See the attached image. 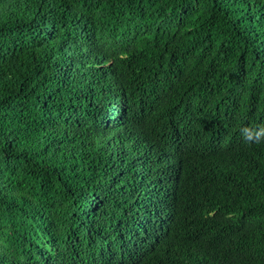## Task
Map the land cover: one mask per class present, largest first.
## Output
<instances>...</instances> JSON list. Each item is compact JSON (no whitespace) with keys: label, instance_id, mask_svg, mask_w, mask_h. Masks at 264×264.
Returning <instances> with one entry per match:
<instances>
[{"label":"trees","instance_id":"1","mask_svg":"<svg viewBox=\"0 0 264 264\" xmlns=\"http://www.w3.org/2000/svg\"><path fill=\"white\" fill-rule=\"evenodd\" d=\"M0 264H264V0H0Z\"/></svg>","mask_w":264,"mask_h":264}]
</instances>
